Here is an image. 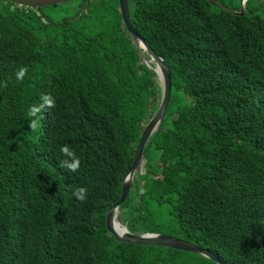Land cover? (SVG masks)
Masks as SVG:
<instances>
[{"label": "trees", "instance_id": "1", "mask_svg": "<svg viewBox=\"0 0 264 264\" xmlns=\"http://www.w3.org/2000/svg\"><path fill=\"white\" fill-rule=\"evenodd\" d=\"M69 1L52 5L72 10L54 19L47 6L0 0V80L11 78L0 89V264H179L184 250L116 241L106 229L160 87L118 0ZM128 6L172 85L119 221L194 242L225 264H264V0H246L243 15L207 0ZM41 93L56 107L34 132L26 109ZM65 144L81 160L75 174L59 166ZM78 187L85 202L71 195Z\"/></svg>", "mask_w": 264, "mask_h": 264}, {"label": "water", "instance_id": "2", "mask_svg": "<svg viewBox=\"0 0 264 264\" xmlns=\"http://www.w3.org/2000/svg\"><path fill=\"white\" fill-rule=\"evenodd\" d=\"M17 5L31 8H39L43 6H50L62 4L69 0H9ZM209 3L219 7L220 9L236 15H243L245 13L246 0H239V9L228 7L218 0H207ZM119 9L123 19V23L132 39L140 59L157 75V80L160 87L159 105L153 115L145 124L140 138L134 149L132 163L123 177L121 183V194L117 201L111 204L105 212V226L106 229L114 236L116 241L128 242L140 245H158L171 249H178L184 251L194 252L202 255L216 264H225L216 254L208 248H203L194 242L188 241L181 237L167 235L161 232L145 231V232H131L127 229L125 224H122L118 219L119 207L121 203L128 197L132 187L135 173H140L143 150L151 137V135L159 128L171 95V74L169 66L166 64L164 58L156 53L145 39L139 35L133 28L128 0H118ZM143 52L147 53L148 59L143 56Z\"/></svg>", "mask_w": 264, "mask_h": 264}, {"label": "clouds", "instance_id": "3", "mask_svg": "<svg viewBox=\"0 0 264 264\" xmlns=\"http://www.w3.org/2000/svg\"><path fill=\"white\" fill-rule=\"evenodd\" d=\"M27 75V68H18L15 72V81L17 83L23 82ZM10 79L0 80V89H6ZM56 107L55 98L50 94L41 93L39 100L31 104L26 109V116L28 117V127L32 131H37L43 120V113ZM61 159L58 161L59 166L65 169L70 174H75L79 171L81 160L75 150L69 145L65 144L60 147ZM71 195L80 202H85L87 199V189L84 187L75 188Z\"/></svg>", "mask_w": 264, "mask_h": 264}, {"label": "rangeland", "instance_id": "4", "mask_svg": "<svg viewBox=\"0 0 264 264\" xmlns=\"http://www.w3.org/2000/svg\"><path fill=\"white\" fill-rule=\"evenodd\" d=\"M74 2H75V0H71V3H74ZM71 3L69 1L68 5H70ZM71 7H74V4H72ZM45 9L48 11L49 14H51V16L54 17V19H59L64 14L72 12V10H71V11L65 13L64 11H61L58 6H52V5L45 7ZM144 163H145V159L143 158L140 173H144ZM161 231L167 232V230L165 228L162 229ZM162 253H165V254L168 253L169 254L172 252H167V250H162ZM176 261L179 264H212L210 262V259H208L202 255L196 254L194 252H190V251L177 252L176 253Z\"/></svg>", "mask_w": 264, "mask_h": 264}]
</instances>
